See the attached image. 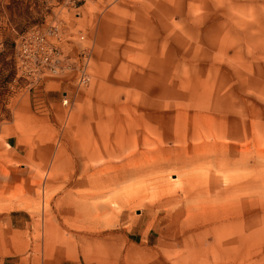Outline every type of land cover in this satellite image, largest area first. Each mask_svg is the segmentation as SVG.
<instances>
[{"label":"rangeland","instance_id":"374dc122","mask_svg":"<svg viewBox=\"0 0 264 264\" xmlns=\"http://www.w3.org/2000/svg\"><path fill=\"white\" fill-rule=\"evenodd\" d=\"M0 44V264H264V0H0Z\"/></svg>","mask_w":264,"mask_h":264},{"label":"built area","instance_id":"2783aa9c","mask_svg":"<svg viewBox=\"0 0 264 264\" xmlns=\"http://www.w3.org/2000/svg\"><path fill=\"white\" fill-rule=\"evenodd\" d=\"M58 27L52 25L49 31L33 32L23 37L17 46L18 67L21 66L25 75H33L36 81H43L46 78L59 76L61 73L72 69L70 65L63 64V55L58 46L48 39L49 36L57 34ZM88 55H83L81 66L77 67V84L82 86L89 82ZM66 94L63 103H69Z\"/></svg>","mask_w":264,"mask_h":264},{"label":"crops","instance_id":"0c3cea01","mask_svg":"<svg viewBox=\"0 0 264 264\" xmlns=\"http://www.w3.org/2000/svg\"><path fill=\"white\" fill-rule=\"evenodd\" d=\"M3 45L0 44V52L4 50V55L6 59H12L15 56L14 48L8 47V45L2 47ZM7 147L10 152V158L14 160L17 164L11 168V180L13 179V183L19 181L21 183L22 180L26 179L29 176L28 165L27 161L30 159L29 148L20 144V140L17 135H12L6 140ZM42 150V149H41ZM41 153V151H40ZM33 159V158H32ZM36 161L40 160L38 151H35V158ZM20 264H24L23 261H20ZM33 264V263H29ZM44 264H87L86 262L82 261L81 258L77 260H64L63 262H47Z\"/></svg>","mask_w":264,"mask_h":264},{"label":"bare ground","instance_id":"6f19581e","mask_svg":"<svg viewBox=\"0 0 264 264\" xmlns=\"http://www.w3.org/2000/svg\"><path fill=\"white\" fill-rule=\"evenodd\" d=\"M167 5V4H166ZM178 5H179V3H178ZM177 6V5H176ZM182 6V5H181ZM213 8H214V6H213ZM189 10V9H188ZM186 14H187V12H186ZM188 16H189V14H188ZM187 16V17H188ZM203 18H205V17H203ZM209 18V17H208ZM206 19V18H205ZM211 19V18H210ZM197 24V23H196ZM197 26V25H196ZM129 149V148H128ZM122 151V150H121ZM122 155V154H121ZM122 158V157H121ZM94 176V175H93ZM197 212V211H196ZM196 212H194V213H196ZM194 215H196V214H194ZM192 216V215H191ZM199 216V215H198ZM190 217V216H189ZM192 218V217H191ZM198 219V218H197Z\"/></svg>","mask_w":264,"mask_h":264}]
</instances>
